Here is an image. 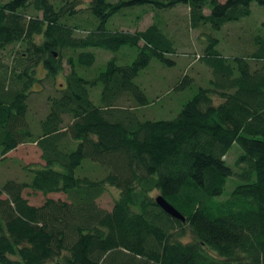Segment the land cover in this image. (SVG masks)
Returning a JSON list of instances; mask_svg holds the SVG:
<instances>
[{
  "label": "trees",
  "instance_id": "1",
  "mask_svg": "<svg viewBox=\"0 0 264 264\" xmlns=\"http://www.w3.org/2000/svg\"><path fill=\"white\" fill-rule=\"evenodd\" d=\"M79 3L0 0V52L20 48L8 63L0 58V156L34 143L42 160L25 166L26 181L0 184V264H264V35L252 37L247 56L232 57L220 55L219 38L211 36L264 0H87L75 8ZM180 5L189 27L210 31L197 56L210 76L173 117L146 118L138 110L148 100L133 79L150 59L175 64L177 40L158 14ZM144 6L153 14L142 28L141 14L133 30L105 28L121 10ZM80 11L88 19L76 16ZM121 46L136 49L130 63L111 56L86 75L95 62L88 49L114 54ZM58 74L63 84L30 123L34 86ZM128 100L133 105L119 103ZM234 143L233 169L224 156ZM83 159L104 174H75ZM234 176L240 182L222 197ZM107 185L118 190L108 211L96 203ZM26 188L65 199L35 206L22 196ZM152 191L184 221L164 213Z\"/></svg>",
  "mask_w": 264,
  "mask_h": 264
},
{
  "label": "rangeland",
  "instance_id": "2",
  "mask_svg": "<svg viewBox=\"0 0 264 264\" xmlns=\"http://www.w3.org/2000/svg\"><path fill=\"white\" fill-rule=\"evenodd\" d=\"M2 2L6 0H1ZM80 2L75 8H83L84 3L87 0H76ZM80 10V9H79ZM120 15L115 14L111 16L105 23L106 29L126 28V30L135 29L134 19L135 15L141 14V21L136 25L142 28L149 23L150 17H152L153 11L147 7H135L121 10ZM208 11L205 10V13ZM187 7L180 5L174 7L172 10L160 11L158 16L164 23V28L169 33H173L177 40L178 52L175 59V64L172 66H163L155 59H150L148 65L141 69L134 77L133 81L139 85L143 90L148 104L139 108L138 112L150 119H167L173 117L179 110L182 103H184L199 86H206L207 80L210 76V72L204 65L200 58L202 55V49L205 46L204 33L210 31L203 26L197 28H191L187 19ZM119 15V17H117ZM81 20L88 19L87 12L80 11L76 15ZM79 21L83 24L84 21ZM71 24L72 22L69 21ZM77 23V22H76ZM79 28H85L76 24ZM89 30L90 27H86ZM82 32H74V35H84ZM254 35H264V6L256 3H250L249 13L240 17L237 20L227 21L219 30L211 31V36L219 38V43L216 45V49L220 52V55L225 57L232 56H247L253 49L252 37ZM9 50H12L9 53ZM20 48L17 44L6 47L0 52V58L4 62L8 63L11 59V55L15 51H19ZM95 55V62L87 69V76H91L94 71L101 70L104 67L105 62L111 57H115V63L118 65L130 63L135 57L136 49L129 46H121L114 54L104 51L100 48H90ZM8 53V55H7ZM198 56V57H197ZM37 76L44 75V69L40 64L35 68ZM64 72H62L63 74ZM62 74L56 75L55 79L49 78L42 79L41 86H34L35 90L39 92L31 93L27 102V119L30 123L37 124L47 111L46 96L56 94L55 88L61 87L63 84ZM183 81L181 82L182 78ZM98 88L95 91L98 93ZM94 90L90 91L91 96ZM124 99V98H123ZM213 101H217L216 97H213ZM122 106L133 105L132 101H120ZM125 103V104H124ZM141 118V116H140ZM37 130L34 131V134ZM239 153V147L234 143L230 146L227 153L224 156V161L227 165L234 169V160ZM34 164H42L40 158V151L34 143H23L18 145L15 149L10 150L4 157L0 156V184L7 179L15 181H26L28 173L25 170V166H33ZM93 170V172H92ZM102 169L98 166H94L93 163L87 159H83L81 166L75 169V174L84 176H97L101 177ZM30 177V176H29ZM240 180L234 177H230L222 190V197L226 196L230 190L238 184ZM118 190L113 186H105V189L101 195L96 199L97 205L105 210H110L113 200L117 197ZM152 196H155L157 192L152 191ZM22 196L32 205H40L45 198L53 199H65V196L61 193H48L43 195L39 192H33L29 189H23ZM1 198L5 195L1 194ZM189 236V235H188ZM185 236L183 240H187L189 237ZM13 258V257H11ZM54 259L48 260L45 264H53ZM57 263V262H56Z\"/></svg>",
  "mask_w": 264,
  "mask_h": 264
},
{
  "label": "water",
  "instance_id": "3",
  "mask_svg": "<svg viewBox=\"0 0 264 264\" xmlns=\"http://www.w3.org/2000/svg\"><path fill=\"white\" fill-rule=\"evenodd\" d=\"M154 203L167 215L175 218L181 222L184 221V217L170 204L168 203L160 194H156L153 197ZM59 264V263H53Z\"/></svg>",
  "mask_w": 264,
  "mask_h": 264
}]
</instances>
